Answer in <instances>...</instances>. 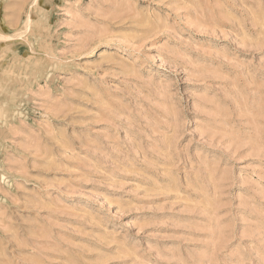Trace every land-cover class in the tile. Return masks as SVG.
<instances>
[{
  "label": "rangeland",
  "instance_id": "obj_1",
  "mask_svg": "<svg viewBox=\"0 0 264 264\" xmlns=\"http://www.w3.org/2000/svg\"><path fill=\"white\" fill-rule=\"evenodd\" d=\"M0 264H264V0H0Z\"/></svg>",
  "mask_w": 264,
  "mask_h": 264
}]
</instances>
